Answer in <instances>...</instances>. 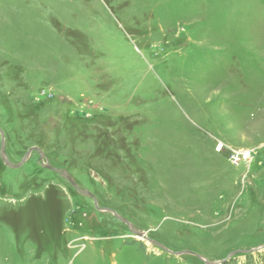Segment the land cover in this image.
Wrapping results in <instances>:
<instances>
[{
    "label": "rangeland",
    "instance_id": "rangeland-1",
    "mask_svg": "<svg viewBox=\"0 0 264 264\" xmlns=\"http://www.w3.org/2000/svg\"><path fill=\"white\" fill-rule=\"evenodd\" d=\"M0 129L11 163L38 148L167 251L261 247L264 0H0ZM204 261L136 239L36 152L0 160V264Z\"/></svg>",
    "mask_w": 264,
    "mask_h": 264
},
{
    "label": "water",
    "instance_id": "water-1",
    "mask_svg": "<svg viewBox=\"0 0 264 264\" xmlns=\"http://www.w3.org/2000/svg\"><path fill=\"white\" fill-rule=\"evenodd\" d=\"M0 139H1V142H0V160L1 162L7 167V168H10V169H18L20 168L30 157L31 153L33 152H36L38 155H39V162L41 164V167L45 170H48V171H51V172H54L56 174H58L62 179H64L78 194L84 196V197H88L90 199H92L93 201V205H94V208L97 210V211H100V212H105V213H110L117 221L123 223L124 225H126L129 229V231L132 233V235L136 238V239H139L140 241H145V242H148L150 243L151 245L157 247L158 249L164 251L165 253L169 254V255H172V256H175V257H179L180 255L182 254H189V255H192L196 258H198L200 261H204L202 259V257H199L198 255H195L193 253H190V252H182V253H173V252H170V251H167L165 250L162 246H160L159 244H156L152 241H150L149 239H147L143 234L137 232V231H134V230H131L130 228V224L123 218H121L117 213H115L113 210L111 209H108V208H99L98 205H97V200L95 198V196L93 194H91L90 192L86 191V190H83V189H80L78 187V185L74 182V180L70 177V175L65 171V170H60V169H56L54 167H52L51 165L48 164L47 161L44 160V156L42 154V152L36 148V147H32L30 149L27 150V152L25 153V155L22 157L20 163L18 164H13L11 163L6 154H5V139H4V134L2 132V130L0 129ZM264 250V245L261 246V247H258V248H255V249H252V250H248V251H237L235 253H231L227 256L226 259L220 261V262H217V263H208V262H205V264H223L227 261L230 260V258L232 256H234L235 254H238V253H242V254H251V253H255V252H259V251H263Z\"/></svg>",
    "mask_w": 264,
    "mask_h": 264
},
{
    "label": "built area",
    "instance_id": "built-area-1",
    "mask_svg": "<svg viewBox=\"0 0 264 264\" xmlns=\"http://www.w3.org/2000/svg\"><path fill=\"white\" fill-rule=\"evenodd\" d=\"M217 151H221L222 150V147L220 145L217 146L216 148ZM250 157V153L248 152H235L233 154H231L230 156V160L232 163L234 164H239L241 163L242 161H247V159Z\"/></svg>",
    "mask_w": 264,
    "mask_h": 264
},
{
    "label": "trees",
    "instance_id": "trees-1",
    "mask_svg": "<svg viewBox=\"0 0 264 264\" xmlns=\"http://www.w3.org/2000/svg\"><path fill=\"white\" fill-rule=\"evenodd\" d=\"M260 264H264V259L261 261V263Z\"/></svg>",
    "mask_w": 264,
    "mask_h": 264
}]
</instances>
